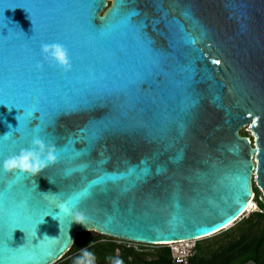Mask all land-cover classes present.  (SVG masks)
<instances>
[{
  "label": "water",
  "instance_id": "1",
  "mask_svg": "<svg viewBox=\"0 0 264 264\" xmlns=\"http://www.w3.org/2000/svg\"><path fill=\"white\" fill-rule=\"evenodd\" d=\"M114 9L0 0V264H55L88 228L145 245L205 239L243 217L253 182L264 195V0ZM56 42L71 72L43 61L41 44ZM37 136L59 162L9 189L3 161ZM105 173L123 178L83 195ZM77 197L87 226L59 212Z\"/></svg>",
  "mask_w": 264,
  "mask_h": 264
},
{
  "label": "trees",
  "instance_id": "2",
  "mask_svg": "<svg viewBox=\"0 0 264 264\" xmlns=\"http://www.w3.org/2000/svg\"><path fill=\"white\" fill-rule=\"evenodd\" d=\"M239 134L250 137L245 131H239ZM252 190L258 211L210 238L195 242L194 253L187 264H244L248 260L264 264V199H259L261 194L254 182ZM128 243L94 231L78 232L69 251L55 264H74L83 248L95 254L96 264H113L116 258L123 264H175L169 247L157 246L147 252Z\"/></svg>",
  "mask_w": 264,
  "mask_h": 264
},
{
  "label": "clouds",
  "instance_id": "3",
  "mask_svg": "<svg viewBox=\"0 0 264 264\" xmlns=\"http://www.w3.org/2000/svg\"><path fill=\"white\" fill-rule=\"evenodd\" d=\"M41 54L43 61L51 67L62 69L65 73L72 71V60L69 50L61 43H43L41 44ZM43 69L44 63L38 64ZM59 149L55 144L46 143L39 136L34 137L31 147L20 149L18 153L8 156L3 161V170L11 178L7 181L9 189L15 184L17 174L37 177L47 168L56 165L59 162ZM86 165L81 166V168ZM43 193V192H42ZM67 214L73 216V221L87 226V217L83 211L77 207L63 206ZM88 230L91 232L92 229ZM45 237H48L45 235ZM74 264H96L95 254L88 248L81 249V254L74 260ZM113 264H123V261L116 258Z\"/></svg>",
  "mask_w": 264,
  "mask_h": 264
},
{
  "label": "snow or ice",
  "instance_id": "4",
  "mask_svg": "<svg viewBox=\"0 0 264 264\" xmlns=\"http://www.w3.org/2000/svg\"><path fill=\"white\" fill-rule=\"evenodd\" d=\"M123 4H124V0H117V9H114L113 11L118 10V8L121 7ZM17 6H18V7H24L25 5H23V4H17ZM136 14H137V13L135 12V10H129L127 13H125V15H127L129 18H130L131 16H133V15H136ZM213 63H215V64H219L220 61H219V60H214ZM71 110H72V111H75V110H77V109H76V108H73V109H71ZM257 119H258V118H257ZM256 122H257V120H255V119L252 121L253 124H256ZM29 123H30V124H33V123H35V121H34V120H31V121H29ZM76 170L79 171V170H82V168H78V169H76ZM130 171H131V170H130ZM121 178H123V177H122V176L109 175V174L105 173V174L102 175L101 177L97 178L95 181L90 182L89 187L85 189L83 195H87L89 189H90L91 186H93V185H96V184H103V183H105V182H107V181H110V180H111V181H115V180H118V179H121ZM246 184H247V180H245L244 182L241 183V187H242V189L244 188V186H245ZM78 202H79V197H77V198L75 199V201H74L71 205L74 206V207H77V208H78ZM65 205H66L67 207H70L68 203H67V204H63V205H59V206H58L59 212H60L61 214H63V215H67V212L64 210V207H63V206H65ZM249 206H250V205L246 203V204L243 205V208H247V207H249ZM231 219H232V218L230 217V218L226 219V222L222 221V222H221V225L226 227L227 224L231 222ZM222 226H221V227H222ZM11 227H17V225H14V224H13V225H11ZM213 227H214V225H213ZM219 228H220V227H215L213 231H218ZM9 230H10V229H9ZM213 231H207V232H204L203 234H200V235H208V234H210V233L213 232ZM200 235H196V236H200ZM157 240H158L159 242H167V239H166V238H160V239H157ZM3 248H4V233H3L2 231H0V252L3 251Z\"/></svg>",
  "mask_w": 264,
  "mask_h": 264
},
{
  "label": "built area",
  "instance_id": "5",
  "mask_svg": "<svg viewBox=\"0 0 264 264\" xmlns=\"http://www.w3.org/2000/svg\"><path fill=\"white\" fill-rule=\"evenodd\" d=\"M195 241H178L169 243L171 245V255L175 264H187L188 258L194 253L193 248Z\"/></svg>",
  "mask_w": 264,
  "mask_h": 264
},
{
  "label": "rangeland",
  "instance_id": "6",
  "mask_svg": "<svg viewBox=\"0 0 264 264\" xmlns=\"http://www.w3.org/2000/svg\"><path fill=\"white\" fill-rule=\"evenodd\" d=\"M240 131H245V132H247L248 133V135L249 136H251L252 135V132L249 130V128L248 127H244V128H242ZM258 190L260 191V189L258 188ZM260 194H261V197L259 198L260 200L261 199H264V195L262 194V192L260 191ZM253 205L251 206V208L248 210V211H246V213H244L243 214V217H247L250 213H252V212H254V211H258V207H257V205H256V203L254 202V200H253ZM208 238H210V237H208ZM118 240V239H117ZM200 240H202V239H200ZM199 240V241H200ZM120 241V240H119ZM121 241H123V240H121ZM198 240H196L195 242H197ZM126 242H128V241H126ZM118 243H120V242H118ZM125 243V242H124ZM130 243V242H129ZM128 243V245H131V244H129ZM135 249H139V248H142V249H145L147 252H152L153 251V249L155 248V247H157V246H166V247H169V248H171V245L170 244H168V245H145V244H137V243H133V245H132ZM142 246V247H141Z\"/></svg>",
  "mask_w": 264,
  "mask_h": 264
},
{
  "label": "bare ground",
  "instance_id": "7",
  "mask_svg": "<svg viewBox=\"0 0 264 264\" xmlns=\"http://www.w3.org/2000/svg\"><path fill=\"white\" fill-rule=\"evenodd\" d=\"M254 203H253V200H250V202H249V207L247 208V210L246 211H248L250 208H251V206L253 205ZM177 242V241H176ZM169 243H174V242H169ZM168 243V244H169Z\"/></svg>",
  "mask_w": 264,
  "mask_h": 264
},
{
  "label": "flooded vegetation",
  "instance_id": "8",
  "mask_svg": "<svg viewBox=\"0 0 264 264\" xmlns=\"http://www.w3.org/2000/svg\"><path fill=\"white\" fill-rule=\"evenodd\" d=\"M108 4H110V1H108ZM202 256H206V253H202L201 254ZM188 260H189V258H188ZM188 263V262H187Z\"/></svg>",
  "mask_w": 264,
  "mask_h": 264
}]
</instances>
